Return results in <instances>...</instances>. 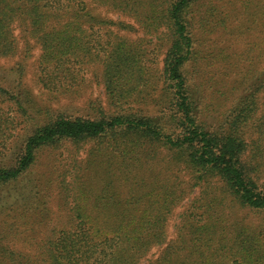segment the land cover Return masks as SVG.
Wrapping results in <instances>:
<instances>
[{"label":"trees","instance_id":"trees-1","mask_svg":"<svg viewBox=\"0 0 264 264\" xmlns=\"http://www.w3.org/2000/svg\"><path fill=\"white\" fill-rule=\"evenodd\" d=\"M203 12L201 0H0V58L33 41L49 94L77 96L89 71L105 98L72 116L0 86L25 119L0 115L5 149L24 124L12 165L0 163V212L28 230L3 226L0 264H264V68L209 128L192 90ZM60 151L70 161L47 220L51 185L25 179Z\"/></svg>","mask_w":264,"mask_h":264},{"label":"rangeland","instance_id":"rangeland-1","mask_svg":"<svg viewBox=\"0 0 264 264\" xmlns=\"http://www.w3.org/2000/svg\"><path fill=\"white\" fill-rule=\"evenodd\" d=\"M201 3L204 12L197 33L200 62L198 69H192L194 76L192 90L197 97L199 117L207 123L209 128H215L231 117L235 99L243 95L248 86L253 83L255 73L263 71L264 0H201ZM16 33L20 37L18 30ZM25 47V42L21 39L19 53L14 58H0V86L11 92L15 91L17 100H21L24 105L28 103L26 99L28 96L38 109L48 108L53 112L62 111L77 116L93 114L88 101L105 100L101 86L92 79L89 71L84 73L87 83L77 96L49 94L38 82V60L41 54L39 47L32 41L28 55ZM151 51H153V45L150 46L149 52ZM149 57L156 59L155 64L160 63L158 68L161 67L162 54L157 56L152 53ZM10 107L0 98V115H14L16 121L25 120H22L19 114H15L16 111ZM32 112L35 114L36 110ZM23 125H18L17 131L12 132V136L6 143L12 142L6 149L3 146L0 147V163L12 165L17 140L15 136L21 135L20 129ZM21 137L18 138L19 141L23 139V133ZM63 153L61 151L55 154L42 152L35 169L25 179L28 189L29 182L35 185L40 180L43 184L51 185L45 189L48 194V202L45 203L48 209L45 211L47 220H56L58 216L57 197L59 182H61L59 174L62 163L69 159L67 151ZM83 155L79 159L82 160ZM42 206L39 205L38 209L43 210ZM179 212L180 209H176L172 218L168 230L169 237L173 236L174 224ZM25 222L26 217H22L20 213L18 216L13 210L0 212V230H4L3 226L7 224L12 226L18 223L23 231H28L24 226ZM159 251L154 249L153 253L156 254Z\"/></svg>","mask_w":264,"mask_h":264}]
</instances>
